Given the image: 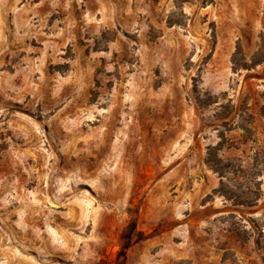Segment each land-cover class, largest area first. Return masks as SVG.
Segmentation results:
<instances>
[{"label":"rangeland","instance_id":"rangeland-1","mask_svg":"<svg viewBox=\"0 0 264 264\" xmlns=\"http://www.w3.org/2000/svg\"><path fill=\"white\" fill-rule=\"evenodd\" d=\"M263 32L264 0H0V264H264Z\"/></svg>","mask_w":264,"mask_h":264},{"label":"trees","instance_id":"trees-1","mask_svg":"<svg viewBox=\"0 0 264 264\" xmlns=\"http://www.w3.org/2000/svg\"><path fill=\"white\" fill-rule=\"evenodd\" d=\"M261 51H263V57H261L260 59H258V61H255L252 63V66H250L248 63H245L243 66H245L244 68H249V67H253V66H256V65H259L261 62H263L264 60V32L262 34V46H261ZM238 51H242L241 47L239 46L238 47ZM213 154H215V152H213Z\"/></svg>","mask_w":264,"mask_h":264}]
</instances>
